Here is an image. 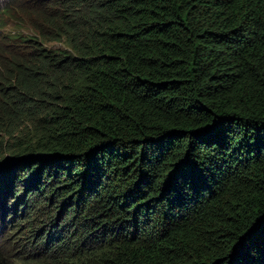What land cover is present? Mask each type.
Segmentation results:
<instances>
[{
	"label": "trees",
	"instance_id": "16d2710c",
	"mask_svg": "<svg viewBox=\"0 0 264 264\" xmlns=\"http://www.w3.org/2000/svg\"><path fill=\"white\" fill-rule=\"evenodd\" d=\"M8 4L0 264H264V0Z\"/></svg>",
	"mask_w": 264,
	"mask_h": 264
},
{
	"label": "clouds",
	"instance_id": "9594fccd",
	"mask_svg": "<svg viewBox=\"0 0 264 264\" xmlns=\"http://www.w3.org/2000/svg\"><path fill=\"white\" fill-rule=\"evenodd\" d=\"M8 3L9 0H0V20H2L3 24V27L0 26V42L2 45H8L9 40L21 35L22 33L24 34V30L15 26L16 23L9 19L10 12H7L5 9L6 6H9Z\"/></svg>",
	"mask_w": 264,
	"mask_h": 264
},
{
	"label": "rangeland",
	"instance_id": "374dc122",
	"mask_svg": "<svg viewBox=\"0 0 264 264\" xmlns=\"http://www.w3.org/2000/svg\"><path fill=\"white\" fill-rule=\"evenodd\" d=\"M58 44H56L55 42L48 44V46H52V47H56ZM26 129L21 128L18 130V132L14 135V137H6V138H0V165H1V161L8 159L9 158V153L6 152V145L9 146V148H12L14 146H18L20 143L23 142L25 135H26ZM4 205V202L0 203V208L2 209ZM2 210H0V216H2ZM4 230V226H2V224L0 223V233H2ZM10 232V230H9ZM8 232V228L5 229V234H9ZM11 235V234H10ZM4 238V237H3ZM2 236L0 235V240L3 239ZM12 242V238L11 241Z\"/></svg>",
	"mask_w": 264,
	"mask_h": 264
}]
</instances>
